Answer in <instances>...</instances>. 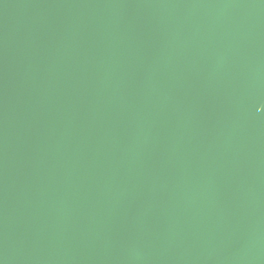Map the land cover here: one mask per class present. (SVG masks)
Instances as JSON below:
<instances>
[{
  "label": "water",
  "instance_id": "95a60500",
  "mask_svg": "<svg viewBox=\"0 0 264 264\" xmlns=\"http://www.w3.org/2000/svg\"><path fill=\"white\" fill-rule=\"evenodd\" d=\"M0 264H264V0H0Z\"/></svg>",
  "mask_w": 264,
  "mask_h": 264
}]
</instances>
